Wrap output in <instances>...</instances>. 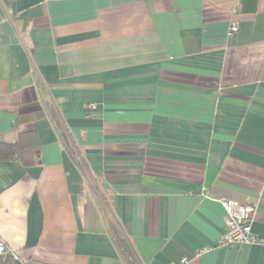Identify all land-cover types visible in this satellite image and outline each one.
I'll use <instances>...</instances> for the list:
<instances>
[{
	"label": "crops",
	"instance_id": "crops-1",
	"mask_svg": "<svg viewBox=\"0 0 264 264\" xmlns=\"http://www.w3.org/2000/svg\"><path fill=\"white\" fill-rule=\"evenodd\" d=\"M0 142L4 264H264V0H0Z\"/></svg>",
	"mask_w": 264,
	"mask_h": 264
},
{
	"label": "built area",
	"instance_id": "built-area-1",
	"mask_svg": "<svg viewBox=\"0 0 264 264\" xmlns=\"http://www.w3.org/2000/svg\"><path fill=\"white\" fill-rule=\"evenodd\" d=\"M238 30L237 23L230 25L229 32L233 33ZM97 107L95 102L86 105L88 111H93ZM220 203L224 209V231L218 242L219 245L225 246H243L250 244H264V240L258 238L252 231L251 223L255 213V207L250 203H242L236 200L220 199ZM203 250L194 252L191 256L184 255L177 261L168 264H187L191 257L198 256ZM7 252H11L5 241L0 237V258ZM14 255V253L11 252Z\"/></svg>",
	"mask_w": 264,
	"mask_h": 264
},
{
	"label": "trees",
	"instance_id": "trees-1",
	"mask_svg": "<svg viewBox=\"0 0 264 264\" xmlns=\"http://www.w3.org/2000/svg\"><path fill=\"white\" fill-rule=\"evenodd\" d=\"M20 148L17 143L0 142V160H15L20 158ZM5 255V254H4ZM4 255L0 258V264H4Z\"/></svg>",
	"mask_w": 264,
	"mask_h": 264
},
{
	"label": "rangeland",
	"instance_id": "rangeland-1",
	"mask_svg": "<svg viewBox=\"0 0 264 264\" xmlns=\"http://www.w3.org/2000/svg\"><path fill=\"white\" fill-rule=\"evenodd\" d=\"M128 254H129L128 256H130V259H132V262H134V258L132 257V255L130 253Z\"/></svg>",
	"mask_w": 264,
	"mask_h": 264
}]
</instances>
